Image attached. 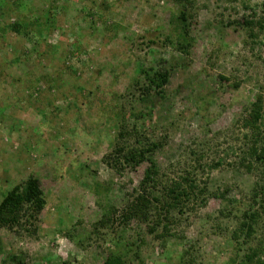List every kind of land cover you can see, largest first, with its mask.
<instances>
[{"label":"rangeland","instance_id":"1","mask_svg":"<svg viewBox=\"0 0 264 264\" xmlns=\"http://www.w3.org/2000/svg\"><path fill=\"white\" fill-rule=\"evenodd\" d=\"M190 1L184 53L175 46L180 8L170 0H0V193L31 175L44 200L35 231L0 228V264H13L11 256L20 264H101L107 253L126 264H177L179 235L195 241L194 264H231L264 238L262 215L245 243L231 238L242 213L258 206L253 184L263 180L238 162L257 136L242 127L256 100L264 124V0ZM49 9L53 28L42 43L36 30ZM13 23H22L19 33ZM74 39L84 49L79 59L69 54ZM162 69L169 76L161 95L149 87V98L138 100L143 73ZM6 76L12 80L2 83ZM92 118L103 134L89 138ZM132 126L142 145L157 143L159 174L188 172L222 198L171 218L165 236L162 224L156 237L146 233L151 216L146 226L133 218L117 226L147 164L117 175L102 160L104 137ZM94 224L102 227L92 234Z\"/></svg>","mask_w":264,"mask_h":264},{"label":"trees","instance_id":"2","mask_svg":"<svg viewBox=\"0 0 264 264\" xmlns=\"http://www.w3.org/2000/svg\"><path fill=\"white\" fill-rule=\"evenodd\" d=\"M170 1L180 8L176 16V20L178 21V24H181L178 25V33L176 38L177 41L175 46L178 50L186 53L190 42V38L187 37V31L185 29L187 26L186 18L188 17V14L186 13V6H190L191 1ZM104 8L106 9L105 6ZM101 10L104 9L101 7L94 9L93 12L96 14L97 18L102 17V14L100 13ZM52 12H56V10L49 9L44 13L45 27H41V29L38 27L37 30L39 31L36 30L38 39L42 43L45 42L44 35L49 31L48 29L53 28L52 22L54 17L52 14L54 13ZM32 22L33 21H31L30 24H32ZM250 23L251 22H248V24ZM13 24L9 28H12L14 32L19 33L22 28V23ZM62 35L63 34L58 35V38L60 37L59 39L61 41L64 39L61 37ZM75 40L76 39H74L71 43L72 50L69 52V54L79 59L81 58V55H84L85 53L84 49L79 46V43H77L78 41L76 40V42ZM52 47L55 48L54 45ZM143 75V80L145 83L144 86L141 87L142 89H140V97H138V100L144 101L149 98V87H152L153 92L156 95H161L163 87L165 86L169 76V69L153 71L151 74H145L144 72ZM5 78L12 80L10 76H6L2 80V83L6 82ZM72 103L73 105H76L74 101ZM72 103L68 104L71 105ZM82 105L83 104L79 105V107ZM77 110L78 109L75 111ZM140 116L141 113L135 111L131 117L140 118ZM261 116L262 103L260 100H256L254 103H251L242 123V127L244 129L256 131L255 133L257 136H255L250 145L245 148V151L242 153L243 156L238 162V167H241L248 173H250L253 168L256 167V173L258 175L260 174L259 179H263L262 181H257L253 184L254 192L252 193V196L255 197L254 199H257L256 197H260V199H257L258 206L256 209L249 207L247 211L242 213V221L238 223L237 227L232 231L231 234V238L233 239H238L239 236H242V242L244 243L246 242L245 240H247L252 235L254 231V224L257 223L259 218H261V215L264 216V201L261 200V197H264V124H260ZM93 123L94 118L91 119V122H87V125L90 127L87 129L84 128V134L89 136V138L90 136H93V134L98 136L103 134L102 129L99 126L101 123H98V121H96L94 124ZM260 125L263 128L261 132L257 128L260 127ZM128 132H130V136H127ZM137 132L138 129L135 126H132L130 131H126L124 127H119L115 136L110 138L106 134L104 137L105 140L109 141V151L108 154H105L104 157H102V160L108 164L117 175H122V173H124L126 170L134 169L141 163L147 164L143 170L142 177L138 185L129 194V202L126 203L122 208L119 217L116 220L115 218L113 220L117 226H121L124 225L129 219L133 218L137 222L143 223L146 226L147 222H149V217H155V220L150 221L151 226L149 225L150 227L148 226L146 228V233L148 235H153V238L154 236L156 237V235L153 234L155 233L154 229L162 224L161 230L165 236L168 230L167 228L171 223V218L174 220L175 216H181L187 209L192 210L195 207V204L198 207H203L206 203L207 197H212L215 199L222 198V193H208L206 185H199L195 179L191 178L190 173L188 172L183 171L182 175L171 178L166 177L165 174H159L156 163L152 157L155 149H157V143L151 142L147 143L146 145H142V139L137 138L139 136ZM60 134L61 133L59 131H54L52 138H58ZM130 137H132L134 140L132 144L126 145V143H119V141L123 140L124 138L130 139ZM60 144L64 143L61 142ZM221 164L222 160L218 159L216 162H211L209 168L215 169ZM197 165L198 164H196V166ZM157 187L159 190H157ZM0 194L2 197L0 201V228L10 232L15 229L17 234L21 231H35L33 229L36 225V222H38V214L42 210L44 204L37 179L30 175L24 181L12 187L8 192H5V194ZM105 208H109V206H105ZM110 211L112 212L113 217L117 213L114 208H112ZM110 211H108V213L104 211V216L105 214H110ZM113 220L111 221L113 222ZM101 227H97L94 224L92 226L91 233H97L98 229H101ZM163 234H161V237ZM168 236H170V238L172 237V235ZM176 238H178L184 244V247L181 249L177 264H194L195 253L193 251H195V241L186 243L185 239L182 238V236L180 237V235ZM141 242L143 241L139 240L138 245ZM136 246V243L131 245V249H135L133 251L134 255H137L140 250L139 247L137 248ZM18 258L11 256L9 257V260L13 264H20V257ZM101 264L126 263L124 260H122V258L111 253H107L102 258ZM231 264H264V238L262 237L260 242H258L256 245L252 247L248 246L245 251L236 258L235 261L231 262Z\"/></svg>","mask_w":264,"mask_h":264}]
</instances>
